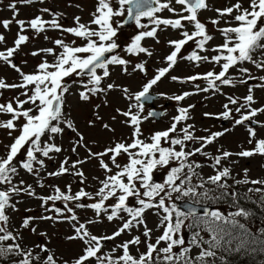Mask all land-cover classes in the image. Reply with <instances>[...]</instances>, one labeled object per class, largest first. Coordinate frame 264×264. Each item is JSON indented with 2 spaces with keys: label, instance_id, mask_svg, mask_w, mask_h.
Instances as JSON below:
<instances>
[{
  "label": "snow or ice",
  "instance_id": "1",
  "mask_svg": "<svg viewBox=\"0 0 264 264\" xmlns=\"http://www.w3.org/2000/svg\"><path fill=\"white\" fill-rule=\"evenodd\" d=\"M36 2L43 0H12L8 5L12 18L0 20V27L5 30H10L13 23L18 28L12 46H7L5 35L0 33L3 46L0 66L18 74V82L13 83L0 77V97L4 91L16 92L0 103V117H8L0 119V130L11 140L0 151V264H216L217 259L227 264L223 254L264 255V226L253 232L245 222L255 216V211L240 203L247 201L264 212V178L250 179L245 168L243 178L236 179L232 167L241 158L264 157V138L257 131L264 129V121L259 119L264 115V104L255 98L256 89L264 91V75H253L245 66L250 64L258 72H264V0H247V7L242 0H235L217 8L209 0H97L91 20L81 23L79 16L74 17L72 27H65L61 23L63 14L49 8L41 9V14L30 20L17 19L18 3ZM204 11H213L215 15L202 22L200 15ZM165 12L169 15H163ZM44 14L50 18L45 19ZM145 18L146 23L142 22ZM130 22L137 31L121 47L117 36ZM208 24L223 38L221 44L210 46L214 36ZM168 29L177 32L180 38L166 42L169 52L162 57L166 66L158 67L147 78L148 60L155 52L143 42L151 39L159 44L158 33ZM49 31L60 32L61 38H50ZM28 32L33 35L30 37ZM41 35L45 40L51 39L54 47L31 51L29 54L40 57V61L34 71L26 73L14 58L31 39ZM69 35L73 39L66 42ZM190 43L192 49L184 55ZM179 61H187L194 67L211 64L213 68L186 77L171 76L174 82L194 85V90L172 95L159 93L158 96L177 103V114L166 129L144 137L143 123L166 114L155 109L145 113L147 104L156 99L151 91L170 75ZM22 63L26 65L28 60ZM114 67L129 77L138 73L147 79L133 92L127 86L109 82ZM230 70L239 76H233ZM66 78H72L71 82ZM200 82H204L203 86ZM72 84L81 89L80 101L100 100L92 107L87 127L113 134L103 147L80 131L67 110L66 94ZM238 84L247 86L243 97L223 92V88H236ZM117 90L127 105L124 109L115 108L110 120L115 123L120 118L119 123L131 130L129 135L119 138L100 112L102 107H110L107 97ZM200 93L226 95L222 112L203 115L231 120L233 127H244L250 148L241 145V150L233 153L218 147L215 155L206 151L228 129L206 136L196 134L195 125L188 123L195 105H179ZM66 134H71L67 148L63 144ZM62 154L57 169L47 171L46 161H55ZM197 155L210 162L213 175L202 176L199 170L204 164L193 159ZM86 164H92L101 174L92 177L97 185L94 191L86 190ZM21 170L35 177L40 188L45 187V177L65 175L73 177L81 187L73 192L71 183L64 189L48 185L51 193L38 195L33 185L16 179ZM237 185L256 187L239 193L234 187ZM24 195L38 199L43 214L25 215L16 226L10 213L19 211L17 205ZM176 201L184 202L183 209ZM224 201H230L235 210L225 214L219 208L209 207ZM150 209L155 210L159 219L156 231L160 234L154 240L153 229L145 220ZM78 210L85 211L83 220ZM87 210H91L92 217ZM30 211L25 209L26 213ZM103 219L118 220L120 224L111 234H94L90 226ZM38 220L68 223L72 234L64 239L78 242L79 253L65 259L44 240L25 245L24 230L47 237V233L37 232ZM134 230L140 234L132 235ZM123 234L131 238L114 243L105 251L108 242Z\"/></svg>",
  "mask_w": 264,
  "mask_h": 264
},
{
  "label": "rangeland",
  "instance_id": "2",
  "mask_svg": "<svg viewBox=\"0 0 264 264\" xmlns=\"http://www.w3.org/2000/svg\"><path fill=\"white\" fill-rule=\"evenodd\" d=\"M12 2V0H0V20L4 19H11L13 16V12L9 9L8 5ZM235 0H209V3L213 8L217 7H224L229 3H234ZM244 6L247 7V0H242ZM97 0H43V3L36 2L34 6L26 5V4H17L19 14L17 19L21 20H30L31 18L35 17L36 15H40V10L43 8H49L56 13L63 14V19L61 23L65 27H72L74 26V17L79 16L81 18V23H88L92 16L91 14L95 11ZM163 15L168 16V13H164ZM215 13L213 11H204L200 15V19L202 22H207L209 17H214ZM45 19H49L50 17L47 14H44ZM119 19V18H118ZM145 22V19L142 20ZM146 23V22H145ZM223 26V25H221ZM208 28L210 33L214 36V39L210 41V46H216L223 42V38L221 35L212 29L211 24H208ZM18 31V28L15 23L10 25V30H5L0 27V33L4 34L7 40V46H12L13 39ZM137 29L134 26L129 28L121 29V32L117 36V43L121 45V47L125 46L130 38L136 33ZM30 37L33 35L31 32L26 33ZM47 35L52 38H61V34L58 31H49ZM160 43L156 44L151 39H146L143 43L145 46L151 47L154 49L155 55L148 60V77L155 73L158 67L166 66L162 62V57L169 52V48L167 47V41L169 39H178L180 38L178 33L168 29L166 31H162L158 33ZM73 39L72 36H67L66 42H70ZM80 43V41H77ZM47 47H54V45L50 40H45L43 35L31 39V41L24 46L23 51L20 52L15 58L14 62L17 63L24 72H32L35 70V66L40 61V57H32L29 53L36 49L47 48ZM192 45L191 43L186 46V49L183 51L184 55H187L189 51H191ZM0 50H3V46H0ZM211 55L212 53H207ZM49 61L52 60V57H47ZM24 59L28 60V63L25 65L22 63ZM246 67H249L252 70L253 75H264V72H258L252 65L246 64ZM213 66L211 64H201L199 67H194L191 63L187 61H179L177 66L174 70L170 73L167 78H164L158 86L152 89L153 94L165 93L167 95L172 94H180L183 91H193L194 85L192 84H181L178 82H174L170 79L171 76H178V77H186L189 75H193L196 73H205L209 70H212ZM219 71V68H216ZM233 76H239V73L235 70H230ZM0 77L6 79L8 83L18 82V74L8 68L7 66H0ZM143 77L141 74H134L132 77L124 75L121 73L118 67H114L112 69L111 80L109 82L114 81L118 85L127 86L133 92L138 91L140 86L145 80L147 79ZM68 79V78H66ZM71 79H68L71 82ZM203 86L204 82H200ZM250 83H255V81H250ZM81 89L79 88L78 84H72L69 93L66 94V107L71 116L74 119L75 123L79 127L80 131L85 134L88 139H96L99 141L101 147H103L109 138L113 135L112 133H108L105 131H101L99 128L90 129L87 127V120L92 115V107L94 104L99 103L100 100L97 98H93L91 102L85 103L80 101L78 92ZM223 92L226 95H234L237 97H243L247 94V86L243 84H238L236 88H223ZM16 95L15 91H4L3 97H0V103H3L5 99ZM226 95H212L211 93H200L197 95H192L186 98L184 101L180 102L179 106H188V105H195L194 108L191 109L190 115L192 117L188 123L194 124L196 128V134L198 136H206L209 132H216V131H228L225 134L218 138L215 143L210 145L206 151L212 155L216 154V150L218 147H222L224 150H228L230 152H239L241 150V145L244 148H250L251 146L246 143L247 141V133L244 127L236 126L233 127V121L226 120L225 125L223 119H215L210 117H205L204 113H213L219 114L222 112L223 104L227 102ZM255 98L261 104H264V91L260 89L255 90ZM108 103L110 107H102L100 109L101 115H103L104 120L116 129L115 136L119 138L120 136H127L130 133V129L125 128L123 125L119 123V119L115 123L110 120V116L115 114L114 109L119 107L121 109L126 108L127 101L122 98L121 93L117 91H113L107 97ZM153 106L155 110L158 112H165L166 114L161 116L158 121H153L149 119L145 121L142 125V130L144 137L150 136L152 133L156 131H161L166 129L171 122V118L177 114L176 109L178 107L175 101H171L165 99L164 97H160V100H156L153 102ZM149 110V107L146 106L145 113ZM7 116L0 117V119H7ZM238 118V117H237ZM260 120L264 121V115L259 117ZM205 129L209 131H205ZM258 135L260 138H264V129H257ZM71 134H66L63 144L64 147H68L69 138ZM0 151H3V145L11 143L10 138L7 134L0 130ZM59 142V141H58ZM99 150V149H94ZM83 155V152H81ZM63 154L58 157L55 161H46L47 164V171H55L59 165V159H62ZM75 157H73L74 159ZM193 159L201 162L204 164L199 171L204 178H207L210 175L214 174L212 167L210 166V162L205 159L203 156L197 155L193 157ZM231 159H237L236 157H232ZM233 167V175L236 179L243 178V169L247 168L248 177L250 179H258L264 178V157L254 156L251 158H241L239 159V163L236 165H232ZM85 174L88 177V184L86 187L87 191H94L96 182L92 179L95 175H101L96 168L92 164L84 165ZM102 178V176H101ZM17 180L23 179L26 184H31L35 187L36 192L38 195H48L51 193L52 189L48 187V185H58L61 189L65 188V185L71 183L72 184V191H78L81 187L80 184L74 181V178L68 175L62 177H45V187L40 188L36 185V178L32 175L27 174L23 170L20 172V176L16 178ZM233 183L231 180L229 181ZM244 192H247L249 187H256L253 185H238ZM242 191V192H243ZM250 194V193H249ZM22 200L21 203L17 205L19 208L18 212L10 213L11 215V222L13 225L18 226L25 215L31 216H39L42 213V209L40 207V201L38 199L30 198L26 195L20 198ZM218 208L224 212L227 211L228 206L221 202L218 205ZM25 209H32V211L26 213ZM155 210H148L145 213V220L149 228L153 229V240L155 236L159 235L160 233L156 231V225L159 222L157 215L154 214ZM78 214L80 215L81 219H84L85 211L78 210ZM87 215L92 217L91 210H87ZM120 224V221L116 220L113 222H108L106 219H103L100 223L90 226L91 231L96 235L102 234H111ZM35 225L37 226V232H45L47 233V237H38L37 235L31 234L29 231L24 230L23 236L24 240L23 243L27 246H32L37 242L44 240L48 247L54 250L58 255L64 256L65 259H69L75 255H77L80 251L78 242H71L64 239L65 237L72 234V228L68 223H56L53 224L50 221H36ZM143 229L140 230L142 232ZM140 232L133 231L132 235H138ZM205 238H207V235ZM131 237L128 234H123L120 238H118L114 242H108L105 248V251L110 249L114 243H120L123 240L130 239ZM141 251L144 250L143 246H141ZM135 252V249H132Z\"/></svg>",
  "mask_w": 264,
  "mask_h": 264
},
{
  "label": "trees",
  "instance_id": "3",
  "mask_svg": "<svg viewBox=\"0 0 264 264\" xmlns=\"http://www.w3.org/2000/svg\"><path fill=\"white\" fill-rule=\"evenodd\" d=\"M229 184H232L229 182ZM235 190L239 193H246L244 192L238 185L234 186ZM243 191V192H242ZM249 195H252L251 193ZM255 199V197H253ZM224 203L228 206V209L225 212V214L228 211H234L235 209L230 206V201H224ZM240 203L247 208L253 209L255 211V216L252 217L249 221H242L249 225L250 229L255 232L257 231L261 226H264V212H262L256 205L251 204L247 201L241 200ZM214 206H217L218 204H211ZM221 255V253L218 252V257ZM225 256V260L227 264H264L263 260L261 259L264 257L262 254H255V255H244V254H236L233 253L231 255L223 254ZM216 264H221V261L217 259Z\"/></svg>",
  "mask_w": 264,
  "mask_h": 264
},
{
  "label": "water",
  "instance_id": "4",
  "mask_svg": "<svg viewBox=\"0 0 264 264\" xmlns=\"http://www.w3.org/2000/svg\"><path fill=\"white\" fill-rule=\"evenodd\" d=\"M145 22H147V20H145ZM133 24L130 22V24H128V25H125V28H129V27H131ZM154 97H156V96H154ZM156 99H157V97H156ZM155 99V100H156ZM154 100V101H155ZM153 101V102H154ZM153 102H149L148 104H152ZM158 112V111H157ZM161 117V116H160ZM160 117H158L157 119H155V121H158L159 119H160ZM225 124V123H224ZM178 205H180L181 207H182V209H183V205H184V202L183 201H178V202H176ZM210 208H212L213 209V207L212 206H209ZM197 208L199 209L200 208V206L199 205H197Z\"/></svg>",
  "mask_w": 264,
  "mask_h": 264
},
{
  "label": "flooded vegetation",
  "instance_id": "5",
  "mask_svg": "<svg viewBox=\"0 0 264 264\" xmlns=\"http://www.w3.org/2000/svg\"><path fill=\"white\" fill-rule=\"evenodd\" d=\"M34 4H35V3H32V4H26V5H31V6L33 7ZM20 5H21V4H20ZM21 6H22V5H21ZM68 79H71V78H68ZM159 100H160V97H159ZM148 107H149V109H155L154 106H148ZM209 206H212L214 209H215V208H218V206H214V205H209ZM227 210H230V209L227 208ZM261 259H264V257L261 258ZM263 262H264V260H263Z\"/></svg>",
  "mask_w": 264,
  "mask_h": 264
}]
</instances>
